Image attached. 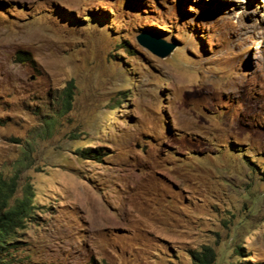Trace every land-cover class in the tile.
I'll return each mask as SVG.
<instances>
[{"label":"rangeland","instance_id":"1","mask_svg":"<svg viewBox=\"0 0 264 264\" xmlns=\"http://www.w3.org/2000/svg\"><path fill=\"white\" fill-rule=\"evenodd\" d=\"M0 174L9 264H264V0H0Z\"/></svg>","mask_w":264,"mask_h":264},{"label":"trees","instance_id":"2","mask_svg":"<svg viewBox=\"0 0 264 264\" xmlns=\"http://www.w3.org/2000/svg\"><path fill=\"white\" fill-rule=\"evenodd\" d=\"M71 88L69 86L64 90L67 103L72 97ZM81 154L84 155L82 152ZM98 157L93 158L96 160ZM17 186L14 178L5 179L0 174V264H9V248L14 244L17 231L24 227L34 208L30 187H27L22 198L13 199ZM191 258L194 264H212L215 254L210 247H204L202 252H193Z\"/></svg>","mask_w":264,"mask_h":264},{"label":"water","instance_id":"3","mask_svg":"<svg viewBox=\"0 0 264 264\" xmlns=\"http://www.w3.org/2000/svg\"><path fill=\"white\" fill-rule=\"evenodd\" d=\"M137 42L159 58L168 56L174 48V45L166 44L165 42L146 33L137 36Z\"/></svg>","mask_w":264,"mask_h":264}]
</instances>
